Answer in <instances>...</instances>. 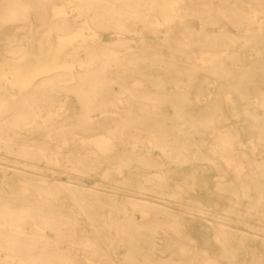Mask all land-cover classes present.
<instances>
[{"label":"bare ground","instance_id":"1","mask_svg":"<svg viewBox=\"0 0 264 264\" xmlns=\"http://www.w3.org/2000/svg\"><path fill=\"white\" fill-rule=\"evenodd\" d=\"M51 1L0 0V35L6 39L0 55V264H239L234 246L259 241L264 249V221L249 220L259 210L264 217V154L239 136L248 126L264 149V43L258 46L256 35L264 31V0H221L216 6L210 0H66L70 10ZM45 5L48 15L38 12L46 11ZM185 16L197 18L201 27L225 19L242 29L243 39L254 44L248 63L238 68L239 52L221 48L233 45L236 35L222 28L211 35L197 32ZM175 20L180 40L171 29ZM37 26L42 31L34 30ZM147 26L164 28L162 44L170 52L189 57L190 46L197 44L199 67L219 80L216 90L207 94L197 85L196 68L167 61L164 47L139 42L136 36ZM221 55H229L234 66L219 62ZM163 65L169 72L184 71L187 80L153 71ZM166 84L175 87L172 93L163 91ZM236 99L243 101L250 123L223 130L217 123L227 119L224 107L237 114ZM159 102L169 103L172 115L158 109ZM191 130L198 136L215 131L218 142L206 148ZM140 146L159 150V157L137 153ZM191 148L196 153L189 155ZM163 158L179 167L207 162L215 174L193 169L191 191L183 196L180 184L167 190ZM104 163L106 179L111 171L122 175L121 199L104 180L88 183ZM134 164L145 170L136 180L122 174ZM252 171L254 178L247 173ZM212 187L233 202L223 206L207 199ZM243 199L245 214L239 207ZM106 204L111 215L104 221ZM83 219L96 232L119 234L109 242L126 243L123 262L110 263L101 238L79 234ZM196 220L198 232L212 228V243L197 245ZM237 224L247 234L238 232ZM155 246L167 256L151 253ZM251 256L264 264L257 252Z\"/></svg>","mask_w":264,"mask_h":264},{"label":"rangeland","instance_id":"2","mask_svg":"<svg viewBox=\"0 0 264 264\" xmlns=\"http://www.w3.org/2000/svg\"><path fill=\"white\" fill-rule=\"evenodd\" d=\"M212 2V5L216 6L220 3H222L221 0H210V3ZM228 2H231V0H229ZM51 3H54L58 6H62L67 10L71 9V5L72 3H68L66 2V0H52ZM232 3V2H231ZM48 8L46 9V11L43 12V10H40L38 12H42V13H47L49 12V8L50 5H45V7ZM246 7V6H245ZM263 18V17H261ZM185 22H187L189 25H191L192 28H194L197 32L199 30H203L205 32H207L209 35L211 34H215L217 33L221 28L228 31V33L230 35H236L237 38L233 43V45L229 44L227 40L225 41V43L227 42L228 45L227 46H221V48L226 49L227 51H232V50H236L237 52H239L240 55V59L241 62L238 64V68H241L243 65H245L246 61H248L249 59H247V53L250 52V49L252 45H254L252 42L253 40H248L245 41V39H243V36H245L246 34H244V31H242V29L236 28L235 26L231 25L227 20L225 19H221L220 23L218 25H204L203 27H201L200 23L198 22L197 18L193 17V16H185L184 18ZM140 24L139 22L137 23V27L139 28ZM256 26V24H251L250 27L254 28ZM180 24L175 20L172 25H171V29L173 30L175 37H178L177 39L180 40L182 32L180 29ZM31 29V28H30ZM39 29L40 31H42L43 28H41L40 26L34 27V30ZM163 27H157L155 30H152V27L147 26L146 28L142 29L143 34L142 35H138L136 36V39L139 42H143V43H149L152 45H158V47H164L162 44V35H163ZM23 31L29 32V28L26 27V29H24ZM41 35V34H40ZM257 36H259V45L261 46L264 43V31L262 33H257ZM15 37H19V35H14ZM13 36V38H14ZM39 36V35H38ZM40 37V36H39ZM42 39H44V37H42ZM252 41V42H251ZM45 44L44 46H47L46 41L44 40ZM50 43L51 46H55L56 45V40L55 37H51L50 39ZM6 45V39L4 38V36L0 35V55H2V48ZM190 50V55L189 57L185 56L184 54H181V51H176V50H172V52H170L166 47L163 48V52H164V58L167 60H171L173 62V64H175V67L177 68H184V67H194L197 69L196 73L194 74L195 76V80H197V83H201V84H197V85H202L204 87V91L207 94H210L212 91H215L217 88V85L219 83V80L216 78V76L206 70V69H201L199 67V65H201V62L197 59V57H200V50L198 48L197 44H193L190 46L189 48ZM206 59L207 57L205 55H203ZM229 56V55H228ZM225 56V55H221L219 62H222L226 67H233V63L231 62L232 60L230 59V57ZM264 57V55H263ZM168 61V60H167ZM206 62H208V60H206ZM181 65L183 67H181ZM146 69H150L149 66H146ZM167 65H163V67H159L157 66L156 69H154L153 71L157 70V72L160 75H162V77H173V78H177L178 80H187V73L185 74L184 71H181L178 73V71H172L169 72ZM176 69V68H174ZM170 78L166 79L167 81H169ZM146 85V84H145ZM185 84H181V88H184ZM152 91H156L158 90L157 88L151 87ZM174 86L166 84L163 88V91L166 93H172L174 91ZM162 89V88H160ZM196 88L190 89V92L192 93V97L194 96V90ZM113 90L116 92L118 91V87L114 86ZM236 103L238 104V108H237V114L234 116H231V114L228 112V109L224 107V111H225V115L227 117L226 121H221L219 123H217L218 127H221V129H226L227 127L230 126H234L235 129H239L241 126H246L249 125L250 120L247 119L245 117V115L242 113V103L243 101H241L240 99H236ZM192 106V105H191ZM157 108L161 109L162 111H164L166 114L168 115H172V107L170 106L169 103L167 102H159L157 103ZM259 111H262L260 108L258 109ZM248 127V126H247ZM243 131L239 133L240 136V140L242 142H244L245 146H250V144L255 143L257 144L256 146L258 148H256V154H264V149L261 143L257 142L255 139V132L249 128H247ZM191 132L194 134L193 130H191ZM145 136V134H143ZM196 135V134H194ZM217 133L215 131L210 132L207 131L205 133H203V135L198 136L196 135L198 140H202L205 143V147H213L217 144L218 139H217ZM238 147V145H237ZM125 148H129V145L126 144ZM137 153H145L147 154V152H149L151 155H153L154 157H159V150L157 149H150V151H147L146 147L140 146L136 149ZM195 150L194 149H190L189 150V155L191 154H195ZM208 153L211 154L212 156L215 154L214 152L208 150ZM217 155V154H216ZM215 155V156H216ZM218 157V156H216ZM236 157H238L236 155ZM166 159L163 158L162 159V165L160 167V169H165L166 172L168 173L167 175V181L169 183V187L167 188L168 191H174L176 190V184H180L182 186L183 191L181 190V194L183 196L188 195L190 193V185H189V181H191V177L189 176V173H191L193 171V169H197L200 170L203 167L207 168L206 174L208 176H211L215 174V171L212 169V167L209 165V163L205 162L202 163L201 161H195L192 164H187L186 166H176L174 165V163L172 162H168L165 161ZM107 166V167H106ZM108 168V164L104 163L103 164V170L102 171H97V172H92L90 173V177H89V184H94V183H98L101 179L104 180V182L106 183V186H111L115 191H118V193L115 195V197L117 199H121L122 195L121 193H123V189H120V187H122V183L119 182V180L122 178V175H119L116 171H111L109 174V178L110 180L106 179L103 176V171ZM145 170L143 167H141L139 164H134L131 168H123L122 170V174H126L128 175L130 174H134V178L135 180L139 177L138 174L140 173H144ZM75 174H78L76 172H72ZM250 174V176L252 178H254V174L255 172H247ZM228 177V176H227ZM100 181V182H101ZM207 199H209L210 201L213 202H217L219 205L223 204V206H226V204H231L233 202V197L228 194V193H223L220 194L218 192H216L214 190V188H210V190L208 192L205 193L204 195ZM205 197H202L201 200L204 202H207ZM154 200H160L156 197H152ZM246 199H243L241 204L239 205L241 211L243 214L246 213V207H247V203H246ZM102 212L104 214V218H102L104 221L107 220V217H109V215H111V207L109 205H105L102 209ZM119 214V213H118ZM118 214H115L113 212L112 215L114 216H118ZM121 216V215H120ZM186 216V215H184ZM249 220L251 222L254 223H258L261 222V220L264 221V217L260 215V210L258 212H255L254 214H252L251 216H249ZM196 225H194L195 228L192 229V233H193V239L196 241L197 245H199L200 247H203L205 244H210L212 243L211 239V233H212V228L210 227H205L203 226L201 229L203 232H205V234L207 236H205L204 233L198 232V230L196 229V227L198 228V221L196 220ZM80 228H78V232L79 234L82 233H86L88 236L90 237H98L101 238L100 243L102 248L109 250V253L111 255V261L112 262H123V255H124V251L126 250V243L124 241H119L116 244L114 243H110L109 241L113 238L117 239V237L119 236V234H117L114 230H112L111 232H108L107 229L105 228L104 230H102L103 232H96V230L94 229V227L90 226L84 219L80 220L79 222ZM238 227V232H245L247 234V231H244V227L241 224H237ZM103 233V234H100ZM110 238V240H109ZM209 238V241H206V239ZM255 244V245H253ZM253 244H251V241L249 243L248 246H244L239 247V246H234L236 247V252H237V260L236 262H238L239 264H256L253 260H252V256H251V252H257L258 254L261 255L262 259L264 260V249L262 244H260L259 241L254 242ZM214 248L213 251L217 252L219 251V247L217 244H213ZM148 245L143 243L142 247L146 248ZM192 246L191 245H186L185 248H189ZM73 249H75L76 253H78L81 257H84L85 252L81 251L80 248H78L77 246H73ZM148 248V247H147ZM244 248H246V250H243ZM155 249V250H154ZM161 248H159V246H155L151 253H155V255H159L162 252H160ZM192 249V247H191ZM145 252H150L149 250H144ZM167 253V251L163 252V256L166 257L167 255L165 254ZM174 260H177V256H174L173 258Z\"/></svg>","mask_w":264,"mask_h":264}]
</instances>
